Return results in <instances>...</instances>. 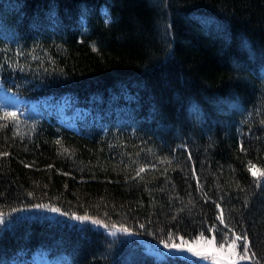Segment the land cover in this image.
<instances>
[{
	"label": "trees",
	"instance_id": "1",
	"mask_svg": "<svg viewBox=\"0 0 264 264\" xmlns=\"http://www.w3.org/2000/svg\"><path fill=\"white\" fill-rule=\"evenodd\" d=\"M0 90L25 101L0 104V264L221 231L264 264V0H0Z\"/></svg>",
	"mask_w": 264,
	"mask_h": 264
},
{
	"label": "snow or ice",
	"instance_id": "2",
	"mask_svg": "<svg viewBox=\"0 0 264 264\" xmlns=\"http://www.w3.org/2000/svg\"><path fill=\"white\" fill-rule=\"evenodd\" d=\"M106 23L108 20L105 21ZM93 50L95 51V46H93ZM4 119H16L17 114L16 113H9L5 112L3 114ZM264 123V121H262ZM57 144L60 143L59 140L56 141ZM243 150V149H241ZM67 151V149H65ZM0 155H7V153H2ZM190 158V157H189ZM27 166V165H26ZM145 171V167L141 166L136 175L139 176L140 173ZM248 171L253 176L258 177H264V170L257 169L255 165L251 164L249 162V168ZM257 186H259V179L257 180ZM35 208H48L47 205L43 204H37L34 205ZM219 208V205H217ZM51 212L54 213H60V209L56 207L49 208ZM13 211H17V209H13ZM62 215H68V213H61ZM72 219L78 220V221H88L91 220V223L93 224H101L99 220L91 219L87 215L85 216H76L75 214L72 215ZM221 224H224L223 219V213L221 211V215L218 217ZM6 217L3 213H0V225L5 224ZM106 227V225H104ZM143 227V225H141ZM215 227V226H214ZM225 228H227V225H225ZM213 229H209L208 231H212ZM123 231L128 232V229H123ZM112 235H115V233H112ZM232 235L235 236V239H232L231 242H228V233L220 232L221 240H220V246L219 248L216 247L215 237L212 239H207L204 237L203 233H201V239L203 241V244L206 245V247H197L194 248L187 241L183 240V237H179V239L182 241V243H169V240L172 239V233H168V239H162L159 241V245H162V250L159 252V258L163 261V264H176L177 261H182L184 264H191V261L187 260V257L189 256H195L202 259V261L211 262V264H223V262H227V264H237V261H244L249 260L252 257L255 256V254H252V257L249 256L250 251V242L248 241L247 235L244 234L236 235L234 232H232ZM243 240V249L241 252H237V241ZM225 244H227V251H223L225 248Z\"/></svg>",
	"mask_w": 264,
	"mask_h": 264
},
{
	"label": "rangeland",
	"instance_id": "3",
	"mask_svg": "<svg viewBox=\"0 0 264 264\" xmlns=\"http://www.w3.org/2000/svg\"><path fill=\"white\" fill-rule=\"evenodd\" d=\"M25 101L24 100H17L15 97L6 94L4 91L0 90V104L1 105H5L7 107H9L10 109H19L22 105H24ZM27 111L30 112H37L38 111V106L35 103H29L27 105ZM207 239H212V237L207 238ZM189 243V245H191L194 248L197 247H206V245L203 244V241L201 238H196L192 241H187ZM217 248H219L218 246H216ZM223 251H227V246H225V248L223 249ZM187 259H192L198 262H203L208 264V262L206 261H202L201 258L199 257H195V256H189L187 257ZM60 260H51L50 258H48L45 255L42 254H37L34 257H32L30 260H19V261H12V263L10 264H60ZM223 264H227V262H223ZM237 264H253L252 260H244V261H237Z\"/></svg>",
	"mask_w": 264,
	"mask_h": 264
}]
</instances>
